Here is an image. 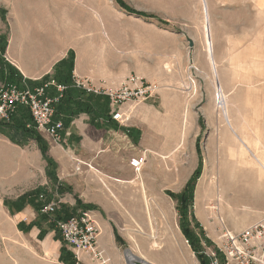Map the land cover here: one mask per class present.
Masks as SVG:
<instances>
[{
    "label": "rangeland",
    "instance_id": "374dc122",
    "mask_svg": "<svg viewBox=\"0 0 264 264\" xmlns=\"http://www.w3.org/2000/svg\"><path fill=\"white\" fill-rule=\"evenodd\" d=\"M217 6V0H0V86L12 72H16V83L32 88L8 57L11 32L15 26L21 27L26 19L40 22L49 20L59 24L61 40L68 46L51 70L39 78L40 82L55 81L58 72L65 75L69 70L73 71L75 65L81 68L91 65L97 74L101 72L103 78L100 81L108 85H115L130 74L142 76L159 85L154 97L159 96L152 103L155 109L162 111L163 121L159 124L150 116L144 117V120L148 124L146 133L149 144L159 149L166 146V151L157 156V161L145 173L147 184L156 188L161 195L164 190L179 192L196 167L195 143L198 142L203 165L195 179L191 201L187 203H192V206L186 209L185 224L189 228L192 245L202 253L216 246L217 216L221 215L228 227L249 221L248 226L261 215L249 209V204L260 205L262 202L247 198V167H218L215 165L217 156L214 159L211 157L212 124L223 117L217 103L218 92L214 86L211 61L206 52L210 41H213ZM85 79L88 78L82 80ZM49 87L54 89L53 86ZM85 91L101 96L97 97L99 104L104 102V95ZM107 105L110 110L109 101ZM184 108L187 110L188 124L179 147ZM141 117L142 114H138L132 123L140 124ZM26 126H33L32 121H28ZM154 128L160 131L158 137L154 134ZM37 133L47 146L46 155L54 161L53 177L51 166L47 165L34 138L23 139L14 129L5 128L3 133L0 132V264H64L58 259L62 247L66 253H72L78 264H99L86 253L76 256L63 244L50 226V217L40 222L36 213L31 220L22 219L21 210L26 204L19 208L21 201L31 197L33 203L42 204L39 194H49L52 184L58 179L57 163L49 151L52 141L42 133ZM223 170L229 175V183L225 182L223 174L219 177ZM215 178L213 196L197 197L203 180L207 179L210 183ZM44 180L45 185L42 184ZM217 193L232 208L218 202ZM121 194L119 199L124 202L128 193L124 190ZM166 199L173 208L176 200ZM129 200L134 203L137 220L143 219L146 215L144 198L133 190V199L128 197ZM28 204L34 206L32 202ZM200 205L207 219L199 217L197 208ZM191 209L194 217L201 219L197 217L199 220L196 218V221L206 238L211 240L210 245L200 237V228L196 227L195 221H190ZM93 213L97 214L95 211ZM104 217L112 219L123 240L118 245L110 243L112 254L108 256L109 264H126L125 248L164 264L157 251L150 254L148 248L143 246L150 229L141 228L132 233L131 227L125 226V229L117 217L113 218L109 214ZM176 219L179 221L178 212ZM153 221L154 217L151 216L150 222ZM107 237L106 230L98 237L99 247ZM103 251L106 255V250ZM204 256L208 261L205 253ZM189 259L193 264L194 261L200 264L195 253H190Z\"/></svg>",
    "mask_w": 264,
    "mask_h": 264
},
{
    "label": "crops",
    "instance_id": "0c3cea01",
    "mask_svg": "<svg viewBox=\"0 0 264 264\" xmlns=\"http://www.w3.org/2000/svg\"><path fill=\"white\" fill-rule=\"evenodd\" d=\"M217 3L213 41H210L206 52L211 61L214 86L218 92L217 103L223 117L212 124L211 157L214 159L217 156L215 165L218 167H247V198L262 200L260 205L249 204L248 208L261 214L260 218L264 215V0H217ZM59 30L60 25L53 21L26 19L21 27L15 26L11 32L8 48L10 63L21 72V77L26 78L32 88L47 82H40L39 78L51 70L68 48L61 40ZM86 68L75 65L72 78H88L98 84L103 78L101 72L97 74L91 65ZM48 90L50 94L55 93L52 87L47 88ZM158 96L137 104L125 125L112 120L110 110L107 117L95 118L85 113L72 117L61 131L62 141L51 140L49 151L57 163L58 179L52 184L51 192L46 194L48 200L59 201L57 210L59 206L66 205L75 213L79 210L97 212L93 214L100 227L99 236L107 230L108 237L99 247L106 250L107 257L112 254L110 243L118 245L114 230L119 235L112 219L104 217L109 214L120 219L125 229V226L131 227L132 233L142 230L141 228L150 229L147 239L143 240L146 242L143 246L148 248L150 254L157 251L164 264H193L189 254L194 255V252L176 219L177 200L168 193H180L191 175L179 192L164 190L162 195L147 184L148 177L145 176L153 162L157 161V156L166 151V146L159 149L149 144L146 133L148 124L144 120V117L150 116L157 123H162L164 115L152 103ZM127 108L131 109L129 103L123 105L122 110ZM138 114H142L141 123H132ZM154 129V134L158 137L160 131ZM241 145L246 149L241 148ZM142 152L145 154L146 164L141 168V175V170L135 172L128 160ZM195 152L197 167L196 148ZM225 173L223 170L219 177L223 174L225 182L229 183V175ZM140 179L143 180L150 207L149 214L145 208L146 215L143 214V219L137 220L134 203L127 200L128 197L133 199V190L138 191L142 197ZM44 183L46 184V180L42 182L43 185ZM124 190L128 197L121 202L119 195ZM166 197L176 200L173 208ZM21 212L22 219L31 220L37 209L27 203ZM151 216L154 217L153 223L150 222ZM198 218L197 220L200 219ZM248 223L249 221L240 223V226H225L232 231H239ZM142 258L153 264H160L159 261Z\"/></svg>",
    "mask_w": 264,
    "mask_h": 264
},
{
    "label": "built area",
    "instance_id": "2783aa9c",
    "mask_svg": "<svg viewBox=\"0 0 264 264\" xmlns=\"http://www.w3.org/2000/svg\"><path fill=\"white\" fill-rule=\"evenodd\" d=\"M76 86L88 92L104 95L108 98L110 117L120 125H125L132 109L140 102L154 96L159 90L156 82L142 76L130 74L115 85L105 81L92 84L88 79L74 80ZM53 86L55 93L47 91ZM65 85L55 81L44 82L33 88L20 87L14 83L0 86V120L9 121L18 106L25 107L35 129L54 142H61L64 126L61 120H53L54 104L61 97ZM128 104L131 109L122 110ZM135 172H139L145 163V154L134 155L128 160ZM42 201L41 213L53 216L58 209V200H47L45 194H39ZM218 237L215 248L204 251L208 264H264V215L239 231L228 229L219 215ZM54 229L58 231L65 245L76 256L88 254L99 264H109L110 259L97 244L100 227L94 214L89 210H79L67 219H52Z\"/></svg>",
    "mask_w": 264,
    "mask_h": 264
},
{
    "label": "trees",
    "instance_id": "16d2710c",
    "mask_svg": "<svg viewBox=\"0 0 264 264\" xmlns=\"http://www.w3.org/2000/svg\"><path fill=\"white\" fill-rule=\"evenodd\" d=\"M71 71L72 70H69L65 75L58 72V74L54 78L55 82L65 85L66 88L63 91L61 97L58 99V101L54 104L55 110H54L53 120H61L63 123V126H65L66 124L70 122L72 117L78 115L81 112L87 113L89 116L91 117L93 116L95 118L96 117H107L108 111H109L108 105H107L108 99L105 96H102V98H104L105 100L104 102L99 104L97 100L99 98L97 97H101V96H97V95L95 96L92 93H86L84 89L76 86L73 82ZM15 75H16V72H12L10 77L7 80H5L6 83H16L17 81L15 80V77H14ZM16 84L20 85L18 83ZM85 93L88 95H86ZM88 96L90 97V100L88 99ZM30 120H31V117H30L28 110L23 106H18L15 112L11 115L9 121L0 120V132L3 133V129L5 128L10 129V130L14 129L16 130V133H20V136L23 139L24 138H34L37 141L39 147L41 148L42 154L45 157V160L47 161V165L51 166V172H52L51 176L53 177L54 175L53 170H54V165H55L54 161L46 155L47 146L44 144L42 138L38 135L34 126H31V127L26 126V123ZM195 148L198 154L197 167L194 169L193 173L191 174V176L185 183L180 193H177V194L170 193V192L168 193L171 195V197L177 200L176 209H177L178 216H179V227L183 235L185 236L186 240L189 242V245L192 251L195 253L200 264H208V261L206 257L204 256V253H202L200 249L195 248L192 245L193 243L191 242V239H190L191 234H190L188 226L185 224L186 209L187 207L189 208L192 206V203H190L189 205H187V203L191 201L190 198H191V194L193 191V185H194L197 175L200 174V171L202 168L201 150H200V147L198 146V142L195 143ZM60 187L61 186H58V188ZM45 195L47 196L46 193ZM33 200L34 199H32L31 197H28V199L24 198L22 200L23 202L21 201L19 208L22 205L32 202V204H34L35 209H37L40 222H42L43 220L45 221L46 218L50 217L51 228H54V223L52 221L53 218L64 220L75 213L72 209H69L66 205H61L59 206V210L55 211L53 216H49L47 214L41 213L40 209H41L42 204H38V202H35V201H34L35 203H33ZM189 216L191 218L190 221H195L194 223L196 227L200 228V229L198 228L201 232L200 237L204 240V242L207 245H210L212 242L210 239L206 238L205 234L203 233L200 227V224L196 221V218L193 215L192 209L189 211ZM19 225L21 226L22 224H19ZM55 232L58 235V238H60V240L62 241L58 231L55 230ZM114 234H115L116 242L118 244H122L123 240L117 234L115 230H114ZM62 243L64 244L63 241ZM63 251H64V248L62 247L61 248L62 253L60 254L58 258L60 262H63L64 264H78L76 262V258H74L72 253L70 254L64 251L66 253L64 254Z\"/></svg>",
    "mask_w": 264,
    "mask_h": 264
},
{
    "label": "bare ground",
    "instance_id": "6f19581e",
    "mask_svg": "<svg viewBox=\"0 0 264 264\" xmlns=\"http://www.w3.org/2000/svg\"><path fill=\"white\" fill-rule=\"evenodd\" d=\"M222 104V103H221ZM187 105V104H186ZM187 110H186V108H184V110H183V113H182V118H181V133H180V141H179V147L182 145V142H183V139H184V136H185V133H186V125L188 124V119H187ZM246 137V136H245ZM245 141V140H244ZM240 142H241V140H240ZM243 142V141H242ZM244 143V142H243ZM246 145V144H245ZM178 147V148H179ZM241 148H245V146H243V145H241L240 146ZM246 149V148H245ZM243 153H245V152H247V151H242ZM247 161V160H246ZM140 175V174H139ZM114 180H116V181H119V182H124V181H120L119 179H117V178H113ZM135 181V180H134ZM139 184H140V188H141V193H142V197L144 198V200H145V205H146V210L148 211L149 210V202H148V199H147V197H146V194H145V190H144V183H143V180L142 179H140L139 180ZM214 186V187H213ZM215 186H216V178L215 179H213V181H211L210 183L209 182H207V179L206 180H203V182H202V186H201V188H200V191H198L197 192V197H199L200 199H201V197H203V195H205L206 197H208V196H213V189L215 188ZM244 191V190H243ZM215 196H218L217 198H218V202H222L223 204H225L226 206H230L231 207V205L230 204H228V202H226V200L225 199H223L221 196H220V194L219 193H217ZM211 200V199H210ZM199 202H200V200H199ZM201 205H200V207L199 208H197V211H198V213H200L199 215V217L200 218H205V219H207L206 218V216H204L203 214H202V209H201ZM211 208H212V206H211ZM216 208V207H215ZM232 208V207H231ZM194 264H196V261H194Z\"/></svg>",
    "mask_w": 264,
    "mask_h": 264
},
{
    "label": "water",
    "instance_id": "95a60500",
    "mask_svg": "<svg viewBox=\"0 0 264 264\" xmlns=\"http://www.w3.org/2000/svg\"><path fill=\"white\" fill-rule=\"evenodd\" d=\"M124 257L126 264H153L133 253L129 248L124 249Z\"/></svg>",
    "mask_w": 264,
    "mask_h": 264
}]
</instances>
